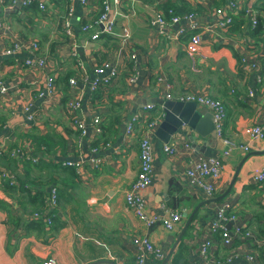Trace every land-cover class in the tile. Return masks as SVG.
Here are the masks:
<instances>
[{
  "label": "crops",
  "instance_id": "0c3cea01",
  "mask_svg": "<svg viewBox=\"0 0 264 264\" xmlns=\"http://www.w3.org/2000/svg\"><path fill=\"white\" fill-rule=\"evenodd\" d=\"M104 1L41 0L45 3L41 8L39 2L25 6L20 0H0V20L5 24L0 28V73L10 90L0 94V264H48L51 258L57 264H133L138 236H149L165 251L163 259H151L149 264L203 262L202 241L224 203L231 205L226 227L233 242L225 245L221 230L216 233L206 264H264V181L255 180L264 168V154L248 157L228 196L203 204L178 240L194 209L212 198L187 177L190 160L199 155L222 160L223 175L215 181L218 196L246 155L264 150V138L247 133L250 126H264V26L255 33L248 13L256 10L260 21L264 0H239L241 9L232 13L234 22L227 30L217 26L216 9L226 7L229 0H109L115 19L111 34L98 22ZM170 6L181 15L194 12L198 26L186 34H179V29L189 26L187 21L158 27L153 20L159 12L167 15ZM86 24L89 27L83 29ZM125 29L129 40L122 38ZM96 33L100 36L94 39ZM195 33L201 35L199 45L191 41ZM17 42L20 48L6 54ZM242 57L257 67L245 66ZM39 58L46 64L26 62ZM105 61L116 65L120 74L92 92L95 68ZM53 75V93L41 98L39 92ZM132 75L134 83L129 81ZM72 77L77 79L73 88ZM74 91L83 99L85 133L74 126L67 111ZM168 93L173 100L188 93L218 98L227 117L223 137H202L183 127L164 142L155 131L153 179L143 195L148 212L161 219L147 225L126 201L139 171L145 123H138L130 137L125 132L137 113L158 119V128L165 117L160 101L170 99ZM29 104L38 117L33 123L26 118ZM149 104L154 107L146 108ZM98 125L104 127V138ZM29 140L36 154L39 151L41 164L12 154V148ZM97 140L99 150L92 154ZM229 142L248 145L249 150L235 147L226 156ZM165 143L176 144L179 153L168 155ZM81 157L80 167L65 163ZM91 157L101 158L99 167L90 165ZM1 170L14 174L17 183L4 181ZM52 186L58 187L59 207L50 210L54 217L49 222L36 213L49 212L46 200ZM174 211L181 212L182 219L169 229L163 221ZM237 226L243 231L240 235H235ZM247 231L254 238H246Z\"/></svg>",
  "mask_w": 264,
  "mask_h": 264
},
{
  "label": "built area",
  "instance_id": "2783aa9c",
  "mask_svg": "<svg viewBox=\"0 0 264 264\" xmlns=\"http://www.w3.org/2000/svg\"><path fill=\"white\" fill-rule=\"evenodd\" d=\"M7 0H2V2H6ZM19 1V0H12ZM25 6H32L39 2L41 8H45V3L41 2V0H20ZM79 1L81 4H87L89 0H73ZM241 3L236 0H229L226 7H219L216 9V23L217 26L223 30L229 29L234 22V17L232 13L237 12L241 8ZM111 4L109 0L103 2V11L101 12L98 22H100L104 27V32L109 34L114 33L115 19L110 16ZM226 9L230 11V13H226ZM73 13V8L70 9V15ZM248 13L251 16L252 26L256 27L259 23L258 14L256 10L249 9ZM170 17L165 15L162 12H159L153 22H157L158 27L163 28L167 25L168 22L172 23H181V22H190L189 26H181L179 29V34H186L189 29H194L198 26L195 21V14H185L183 16L177 15L173 12V10L169 11ZM5 24L0 20V28ZM67 26H71L70 21H67ZM89 24L83 26V29H87ZM122 38L129 40L131 38L130 32L125 29V31L121 34ZM100 36L99 33H96L93 38L97 39ZM191 41L194 45H199L202 43V38L200 33H195L192 35ZM38 44L33 42V48L36 49ZM20 48V44L17 42L13 47H8L5 50L6 54L12 55ZM27 64L34 66L40 65L43 66L46 64L45 58H39L37 61L34 59H27ZM242 63L253 68L257 67L256 63L249 62L246 57H242ZM96 77H94L90 82V90L92 92H96L99 88L107 86L113 83L116 78L119 76L120 71L116 65H112L110 61H105L101 65L95 68ZM54 75L48 78V83L46 89L39 92V96L41 98H46L51 95L55 88L54 83ZM135 75L129 77V81L131 83L135 82ZM77 84V79L72 77L70 79V85L73 88ZM171 86V85H170ZM9 87L3 79L2 74L0 73V94L5 95L9 92ZM76 95H70V99L67 102V111L73 122L74 126L85 133L86 122L82 116V105L83 99L82 96L79 95L76 91L73 92ZM253 92L251 91V94ZM168 98L172 99V95L168 93ZM179 100L186 101H194L198 103L202 107L209 108L215 118L216 123V134L218 137H223L224 135V125L227 117V109L222 100L212 97L210 95L197 94V93H188ZM154 105L149 104L146 108H153ZM27 111V121L29 123L35 122L38 118L37 113L32 110L31 104L26 108ZM100 118H96L95 122L100 124ZM145 123L144 127V135L141 140V153H140V163H139V171L137 174L136 180L133 182L130 189L127 191L126 201L127 204L133 208L136 214L139 216L141 220H143L147 225H152L158 222L161 217L152 215L148 212L147 203L145 197L143 195V191L150 186L153 179V171H154V154H153V141L152 136L155 134L156 128L159 124L158 119L148 118L145 113H137L133 115L126 127L125 136H132L137 129L138 123ZM97 131L101 133V127L98 125ZM247 133L253 135L255 137L264 138V126L263 125H253L247 128ZM228 150L225 151V155L228 156L231 154L232 150L235 147H240L246 151L249 150L248 145L237 144L233 142ZM185 146L189 149H193L190 143H186ZM99 150L97 146H92L91 151L92 154L96 153ZM164 150L168 155H176L179 153V147L176 144L165 143ZM12 154L20 157L21 159L30 160L32 163H40L42 157L40 158L39 153L36 154L34 144L32 141H25L23 145H19L11 149ZM84 160V157H81V161L72 162L66 161L65 163L74 167H80L81 162ZM101 158L99 157H91L89 159L90 165L92 167H99L101 164ZM224 165L222 160L217 156H196L192 158L186 168L187 177L191 180L192 184L196 186L198 189H201L206 195L209 197H214L216 195V186L215 181L219 180L223 175ZM1 178L6 181H10L11 184H16L17 180L14 174L9 173L5 170H1ZM255 180L257 182L264 181V168L259 169V171L255 174ZM48 211L49 212H37L36 215L46 217L47 221H51L50 210L56 209L59 207V194L58 187L52 186L50 189V193L47 197ZM230 204L224 203L218 212V216L211 223V228L209 230V234L202 241V245L200 248V253L203 257V262L193 263V264H206L211 261L209 257L210 248L214 245L216 241V233H220L223 238V243L225 245H230L233 242L234 236L230 235L226 227L227 220L229 216L227 212L230 209ZM232 218H236V215H232ZM182 219V213L178 211H174L169 219H164V224L167 228L173 229L175 224ZM243 231L240 226H237L235 229V235L242 234ZM246 238H254L252 231H247L245 233ZM134 244L137 247V257L136 261L133 264H149V260L151 259H163L165 256V251L160 245L154 243L149 236H138L134 239ZM264 251V242L261 243ZM249 258L253 259V256H249ZM48 264H57L54 258L49 259ZM120 264H127L126 262H121Z\"/></svg>",
  "mask_w": 264,
  "mask_h": 264
},
{
  "label": "water",
  "instance_id": "95a60500",
  "mask_svg": "<svg viewBox=\"0 0 264 264\" xmlns=\"http://www.w3.org/2000/svg\"><path fill=\"white\" fill-rule=\"evenodd\" d=\"M160 103L165 109V117L157 128L156 135L164 142H169L171 140V137L174 134L178 133L179 130L183 127H187L191 131H195L198 135L202 137H216L215 118L213 112L209 108L201 107L198 103L194 101L186 100L162 99ZM194 137H192V140L194 139ZM193 145L197 147V143L195 141H193ZM254 154H264V150L249 152L237 167L234 177L226 191L218 196L203 201L194 209V211L188 217L181 234L179 235V241L184 236L195 212L203 204L210 202H218L228 196V194L232 191L234 187V184L239 176L240 170L244 162L248 157Z\"/></svg>",
  "mask_w": 264,
  "mask_h": 264
},
{
  "label": "trees",
  "instance_id": "16d2710c",
  "mask_svg": "<svg viewBox=\"0 0 264 264\" xmlns=\"http://www.w3.org/2000/svg\"><path fill=\"white\" fill-rule=\"evenodd\" d=\"M8 1V0H7ZM236 1H239V0H236ZM259 9H261L262 11H264V4L259 8ZM167 16L168 17H170V14H169V11L170 10H173V12L175 13V14H177V15H180V16H183V15H181V14H179V13H177L176 12V10H175V8L174 7H168L167 9ZM191 9H188V10H186V11H190ZM190 13H194V12H190ZM190 13H186V14H190ZM195 14V13H194ZM242 14H245L244 13V11L242 12ZM264 26V17H262L261 16V19H260V21H259V23H258V25L254 28L255 30V33H261V29H262V27ZM234 30V29H233ZM101 130H102V135L101 136H103V138H104V136H105V133H104V127H101ZM104 133V134H103ZM104 140H106V141H108L107 139H104ZM99 142H100V140L98 141H96L95 143L93 142L92 143V146H98V144H99ZM39 151H37V153H38ZM40 154V153H39ZM37 164H41V162L40 163H37ZM7 182H8V180H6ZM9 183V182H8ZM10 184V183H9ZM51 214H53V212H51L50 213V216H51ZM53 217L54 216H51V220H53ZM43 218L44 217H42V218H40V221H43ZM55 220V219H54Z\"/></svg>",
  "mask_w": 264,
  "mask_h": 264
}]
</instances>
